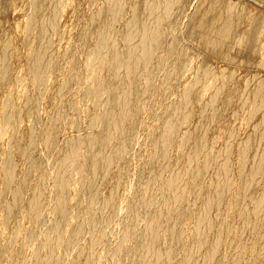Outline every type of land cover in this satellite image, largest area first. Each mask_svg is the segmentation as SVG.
<instances>
[{
  "label": "bare ground",
  "instance_id": "obj_1",
  "mask_svg": "<svg viewBox=\"0 0 264 264\" xmlns=\"http://www.w3.org/2000/svg\"><path fill=\"white\" fill-rule=\"evenodd\" d=\"M93 1L96 2V0ZM130 1L133 0H99V2H102V5L100 4V8L97 4L99 2L97 1L96 5H98V9H100L99 13L96 9V12L98 14L96 15L95 13L94 16L92 15V17H96L93 19H89L90 30H93V33H96L95 35L98 36V38L96 36L97 39L94 38L97 41L88 40L92 44L90 42L84 41L87 40L85 37H87V34L89 32L86 34V36L82 35V32L80 33L81 37L85 36L84 38H81L77 35L81 38V40L83 39L82 42L90 44L91 46L95 45L92 46L93 48H95L90 50V48L92 47L89 48V46L83 43L89 48L90 51L87 54L88 56L86 62L85 60L81 59L82 63L79 62V57H81V55H79L80 53L78 52L79 54H76V44L78 43V41L81 42L79 38H77L78 40H76L75 38L76 42L74 43V46L76 48L72 45V43L70 44V47L72 45L73 48H75L76 52H74L75 55H78V57H76L79 58L76 59L78 60V62L74 61L73 63V60H70V57L71 59L73 57L75 59V56L71 51H69L72 53V56L70 55V57H67L70 54L68 51V55H65V49H63V55L59 53L63 58L66 57L67 60L69 59V66L67 65V62L63 63V60L65 58L62 59L61 57V62L60 59L56 56V54L58 53L55 54V45L53 44V41L58 36H52L54 34H52V31L54 30V28L57 29L59 27V25L57 28L55 26L61 21H58V9L61 8L58 7L57 4V2L60 3L59 0L57 2H55L54 0H31L30 2V0H28V2L30 3L27 2L28 4H26V6L24 4L19 6V8L21 10L24 9V11L30 9L31 14L24 20L16 22L13 29L11 27L10 30H12V33H14L12 34L13 38L10 39L12 37L10 34L11 31L10 33H8L9 30L6 33L4 31L5 35L10 34V36H6V38H8V40L10 41L12 40V42L9 41L11 45L7 42V44L9 45L6 46L9 47H5L6 49L2 52V54H0V56H2L0 59V90H2V88L4 89L5 86L10 90V92L8 90L9 93L7 92L6 95L3 93V90L0 91V93H3V95L0 96V208L5 205V207L1 208L2 210L0 211V251L2 250L1 252H4L3 255H5V253L7 255H12L13 253L9 254L7 252L9 248L11 250L10 252H13L11 246L13 247L15 246L14 244L20 242L18 237L22 235V232L21 235H17L18 237L16 236L17 233H20L18 232L20 230L19 227L21 226V230L22 225L25 228L26 226H24L25 224H23V222L25 223V221L29 224L33 223L35 225V223L38 222V217H35V215L37 214L39 216V212H41L46 206L47 208H51L54 215V221L49 226L50 228L46 229L48 231L46 232L45 230L44 233L41 232L43 236L45 235L46 239H44L43 236L42 238L45 241L47 240L46 244H43V246L37 245V243L35 242L36 237L32 234L33 232H31L32 237H27V234H30V232H24L27 235H24L26 236L24 240L26 241V244H24V241L22 240L24 236H21L23 237L21 240L23 241L24 246L20 244L22 242L21 241L19 244L22 248H18L20 249V251L16 249V251H22L21 254H17L21 256V259L19 260L20 263L21 260L25 261L22 256L24 258L28 256V259H26V263L24 262V264H27V261H29L30 264H56V261H58V259L60 258L59 256H63V254L59 255L61 253H57L59 256L55 255V251L57 250L55 248H57L58 246L60 247V245H58L60 243H63L64 245L63 233L67 235L68 232L65 231V228L66 230H69L67 229L69 225L67 227L65 225L67 221L72 217L74 218V221L76 220L75 224H77V227L75 229L73 227L74 230L68 234L69 237L68 235L66 236L67 238L65 237L67 239L66 242L69 246L79 244L78 242H80L84 236L83 233L88 232L87 230H89L90 234L92 233L91 235H93L89 236L86 234V237L88 236L90 237V239L92 237V240L89 241L88 246L86 245L88 242H86V244L84 243L86 247L84 246L82 242L84 241V239L81 241V246H84V248L79 247L81 251H79L80 254H77L78 256H76L78 258V260H76L77 264H98L103 261L104 255H106V253L103 254L102 252H99L98 249L100 247L103 248L104 246H106V241H104V246L103 244L102 246L100 245L103 240H107V238H109L106 236L107 231L105 232V229H108V225L106 226V223L110 222V225L111 221L113 220V218L111 220L110 218L114 217V213H116V215L117 213L119 214V211H116L119 210V207L116 205L122 202H119V199L121 198L119 195L121 193H125L122 192L123 185L120 187V184H122V178H124L125 175L128 179L127 168L129 167V159H127V157L126 160L128 161L124 159L126 154L123 151L127 152V150L125 149H127L129 146V148L133 149L131 145H134V140L138 138L137 135L139 133L138 130L140 129V125L139 127H137L139 128L138 130L135 126L137 125L136 123L139 122L137 120H140V111L142 112L143 109H145H142L141 105L144 107L143 104H145L146 107L147 104L144 103V100L146 101L147 95H149L147 94L149 93L147 91H150L151 88L155 85L154 80L156 79V76L158 78L157 73L163 67H161V65L163 63L165 64L166 62L167 64L168 62H171V71H175V73L183 72L181 70L185 65L187 59L189 58L190 53L188 52V48L190 47L189 44L192 42H195L193 44L196 46L199 45L198 48L202 47L203 50H205L204 48H206L214 54H223L222 48L227 47V44H229L227 42L229 36L226 33L233 30V22L235 20V17L237 20V14H241L242 11L244 13L246 12V15H244L248 18L247 9L245 11L241 10L242 6L240 5V7L239 5H237V3H233V1L220 2L221 0H201L199 2L196 13H194L195 16L191 18V21L189 22L187 33H182L179 26V18L182 16L185 0H139V2H137L136 4L137 6H133L136 8L134 11L132 10L133 7L131 5L130 8L132 13L130 14L132 16L130 15V18L127 17L128 12L127 15H123L126 16L129 21L126 26L124 24L125 21L124 23L121 21V23L124 24H122L123 27L122 25L120 26L122 29H120L122 31V34H119L118 36V33H116L118 31H114L118 36V38H115V33L113 32L114 29L117 30V28H114L115 22L118 19L120 22V20L123 18L120 17V14H122L124 10H127L125 8L127 7V5L130 6ZM135 3H133V5ZM92 4L95 3L92 2ZM59 5L61 6V4ZM78 5L80 6V4ZM10 6V0H0V14L9 10ZM237 6H239L240 8H237ZM239 9L241 10L240 12L238 11ZM249 12L252 13L250 9ZM251 13L250 15L253 17L254 14L252 13V15ZM244 15H242V17H244ZM242 17L239 18L238 16L240 20L238 24L240 23V25L241 23H243L241 22ZM252 19L250 17V22H252ZM243 20L245 22L246 19L244 18ZM87 21L86 23L88 27L89 21ZM263 22L264 21L262 20V18H260L259 20L257 19L255 24L253 23V27H251L250 29L248 26H246L249 30H246V28L244 27L245 31L243 30L242 33L238 34L239 36L236 34L237 36L235 44L234 42L233 44L235 49L237 47L240 48L239 55L241 59L238 60V62L264 65V55H262L264 54V52L260 53L262 57H260L261 55L259 54V50L264 49H260V46L262 47L263 43L260 44L259 42L261 41V36L259 38V35H261L263 33L262 31L264 30L261 26L262 24H264ZM117 23L118 22H116V24ZM246 23H243L244 26L246 25ZM240 25L237 30H239V28L241 27ZM81 28L83 27L80 26V31H82ZM60 29H58V31H60ZM87 30L89 31V28ZM121 31H119V33H121ZM91 32L89 35L92 34L93 37H95ZM58 33H61V31ZM2 34L3 28L0 24V39ZM263 34L262 36H264ZM59 36L61 37V34ZM91 36L89 37L90 39H92ZM52 37L55 38L53 39ZM94 42H96V44H94ZM196 42H198L199 44ZM261 42H264V38ZM85 45L83 46V48L85 47ZM177 45H180V50L178 51L175 49ZM230 45L232 44L230 43ZM80 46L79 48L82 47ZM87 47H85L86 51ZM81 49H79L78 51H81ZM238 49L236 50L238 51ZM156 51L158 54L156 53ZM14 52H16V54L18 55L17 56L15 54L16 58H18L17 62L19 63V65L16 61L13 62L12 55ZM154 52L156 53V55H158L157 57H155V55H153L154 57L152 56ZM176 53H178V55ZM84 54L86 53H83V55ZM175 54L177 56H175ZM153 59L154 62L151 63V60ZM60 62L61 64L63 63V65L66 63L65 65L68 66V70L65 71L66 73L63 72L64 70L61 71L63 72L61 73L63 75L59 76V70L66 68L65 66L60 69ZM149 63L152 65L154 63V66H150L153 69H151L152 73L150 76L148 75L149 78H147V76H143V74L146 75L145 68L147 64L148 66L150 65ZM202 67L200 66L199 68L200 74L198 75V77L197 75L193 77L195 81H192L189 87H187V85V89L179 93V96L176 100L168 101V105L171 104L169 105L168 110H166V107H168V105L166 104L167 106L165 107V104L161 102L162 100H164L161 98L163 96H159L161 98L160 100L157 99L159 100V105L161 102V105H164V108H166L165 111L167 112H161L163 114L165 113L164 115L162 114L163 116L161 117L158 115L161 118L159 119L160 122H158L160 123L159 128H162L160 129L161 133L159 135L158 133H156L157 136L155 137L153 136L155 133L152 132V136L154 137V142L152 143L156 144V146L153 145L152 147H156L157 150L154 149L156 151L155 155L153 153L154 157H151L152 159H150L149 162H147V160H143L147 163V165L145 168L143 167L144 164H142L143 166L141 165L145 169L141 172H143V175L147 178L142 175L141 176L146 178L151 188H149L150 192L148 190L149 193L146 194L148 196L150 194V197L152 198V195L157 196L158 193L162 192V194L159 195L160 197H162L161 195L164 194L163 196L165 198V203H163V207L160 206L161 208L159 210L156 209V212L153 211L154 213L152 212V215L151 213H149L151 215L150 216L149 214H147L150 208L149 210L147 209L148 211L146 212V207L144 208V210V206H142L141 204L140 207L137 203L141 199L144 200V196H138V193H140V191L142 192L141 189L138 193H136L137 195L134 196V198L137 197L135 199L133 198L135 201H133L132 199V202H134L135 205L131 204L132 202L130 203V205H134V208L132 206H129L130 208L134 209V212L132 210V212L129 211V214H133L132 218L129 221L131 227L130 225L128 226V221L124 220L127 225L125 223L124 224L130 227L131 231H134V226L136 225V228H138V226L140 225L136 224L137 221H142L144 218H140L142 217V215L144 216V213L138 217L142 209L144 210L143 212L147 214H145V218L147 216H150L148 221L145 222L146 224H144L146 226H144L141 222V226L143 227L139 226L140 229H137L141 233L140 230L144 228L142 232L143 235H139L142 238L138 236V238L141 239V242H137L140 244L137 245V248L135 247L136 252L134 253V256L137 254L136 256H138L139 258V264H226V259L228 260L227 264H244L243 257L248 252V241L250 243L252 241V244H250V253L253 256L252 262L250 261L251 263H249L248 261V263L264 264V80L258 82L257 85L255 84V82H252V84L254 83L256 85L255 87H252L251 83V85L246 84L247 87L249 85L251 86V88H246L244 94L246 96L245 103L250 102V104L254 107L255 110L253 111V114L258 117V122L252 127L249 137L244 141L243 146H239L235 142H228L227 145L221 147V149H217L205 144L206 136L211 130H215L217 128H223L224 130H226V132H235L236 126H226L225 118L227 111L236 104L235 99L238 94V87L237 84L233 82L235 74L230 71H225L223 74H221L220 83L215 87L214 92L212 93L210 98L207 101L202 102L199 96H201L204 90L207 89L206 78L210 74V70L207 66H204L203 69ZM51 68H54L51 71L52 73L54 71V73H59V77H63H61L62 80L59 78L61 80V83H59L57 87L54 86L56 89L54 91V95L52 94L53 97L50 98L49 95L51 94H47L48 99L50 98V102H47L48 99L44 97L47 99L46 102L48 103L44 104V98L41 99L42 97L40 96L41 89L48 84L46 82L48 81L47 78H49L50 81V76H47ZM56 69L58 70V72L55 71ZM149 72L151 71L149 70ZM175 73L170 72V80H173V75H175L176 77V75L178 74ZM50 74L51 73H49V75ZM179 74L177 76H179ZM53 76H51L53 78H51V80H54V78L57 80V77ZM88 77L91 79H89L91 81V85L88 82ZM144 77H146L148 82L145 81L146 79L144 81L142 80L144 79ZM141 80L145 83L147 82L146 85H142L143 82ZM170 80L167 83L164 82L167 88L164 87V83H162L164 86L162 84L161 86H163L167 90L171 89L172 81ZM19 81L23 82L22 89L21 87H18V84L21 85L22 83H19ZM55 82L58 83V81ZM86 82H88L87 87L89 86L88 88L90 89L91 87V89L86 91L87 93L84 94V96L83 94L82 96L79 94L81 96V99L78 96H74L75 102L74 97L73 100L70 101L74 108L76 106L78 107L77 114L82 115L81 117L77 115L81 127L86 125L84 127L92 133L89 132L86 138L80 137L81 139H75L73 138V136V140H67L68 142L61 143L64 144L62 147L60 146L61 144L59 145L61 148L59 146L57 147L61 150V155L58 151L60 155L58 156L64 167H62L59 162L60 167H62L63 169L62 171L60 170V174L58 173L59 175H56V180L54 179L55 182L52 180L54 182V184L52 185L54 192L52 191V194L54 193L55 197L54 195L52 196L55 200L53 201V203H51V200L49 201V199H47L50 196L51 191H49V194L47 195L44 192H47V189L44 190L42 188L44 190L43 191L40 189V186L38 184L33 183L34 177H36L40 182L44 180H46V182H50V178L49 180H47L49 176L48 172L50 173V171L46 172V170L43 169V167H45L42 166V161H44L42 160V157L44 155L40 153L44 152L45 154L46 152H50V150L52 149L54 150V146L57 144V136H60L58 134H61L60 129L63 130V128H61V125L63 124L64 126L65 122V119L62 116H66L67 114L65 112L67 110L70 111L69 109L71 108L70 106L69 109H66L69 107V99L72 98H68V100L66 99L68 96L73 95V88H79L80 84L85 85ZM82 87L84 89V86H81V88ZM155 87L156 85L154 86V88ZM76 89H74L76 92L73 90L75 92V95L78 91ZM167 90L163 91L167 92ZM68 93L70 95L67 96ZM83 93H85V91ZM145 94L146 98L144 97ZM166 94H164V96H166ZM143 98L145 99L143 100ZM165 101L166 99L163 102ZM66 102L68 103L66 104ZM74 103L76 104V106H74ZM65 104L67 105V107H65ZM64 108L66 109V111L64 110ZM76 109H73V113ZM147 109L149 110V108H146V110ZM63 110L65 114L63 113ZM143 113L145 112H142L140 114L143 116ZM193 113H196L198 119L196 125L194 127H190L186 145L187 147H185L184 145L179 144L175 137L183 128L186 127L191 116L194 115ZM74 116L75 115L73 114V117ZM150 117L152 118V115ZM159 117H157V119ZM62 118L64 121L61 124ZM153 119L155 121V117ZM44 121L47 122V125H45V127L44 124L46 123L43 124ZM157 121L156 125L158 124ZM75 124H79L78 121L77 123L75 122ZM96 127L99 128L100 131ZM144 127L146 126L144 125ZM156 127H158V125ZM75 128L77 132V128L80 127ZM89 128H96L94 130L99 131V133H97V131H94L95 133H93V130H90ZM133 129H136L137 131ZM69 131L71 132L72 129ZM133 131H135L134 135H136L137 138L133 136ZM3 132H7L9 134H7L8 138L2 135L4 134ZM153 137L151 139H153ZM65 139L64 141H66ZM57 141L59 144V139ZM258 142L259 144L258 146H256ZM40 144L44 145L45 148L43 149H45V151L43 150L42 152H40L41 150H39L38 147ZM43 145L40 147H43ZM138 145L140 144L138 143ZM256 148H258V150ZM37 150L39 151V153L37 152ZM175 150H177L178 152V155L176 156L174 155ZM128 153L130 152L128 151ZM46 154L48 156L49 153ZM46 154L44 157H46ZM55 154H57V150ZM123 154H125V156ZM130 157H132V155ZM148 158H150V156ZM47 160L48 159H46V161ZM52 160H55V158ZM59 160H57V162ZM249 161L250 165L248 167ZM50 162L52 161L50 160ZM78 162L84 163L83 166L79 163L80 171H83V174L85 173L83 176L88 177V174L86 175L85 171H87V169L89 168L92 169V166V170L94 171L93 178H90V182L88 181L90 184H87L86 186V184L84 183L85 185H82L86 186V188L89 189H86L87 196L84 197L83 192L81 195V192L79 193L78 190L74 191L71 189L75 186V183L72 182L71 179L75 182H77V180L79 179L77 178L76 180V177L73 176L74 170L76 171V169L78 171L76 173L79 174V167L75 166V164H78ZM138 162L141 163V161ZM46 164L47 162L45 163V165ZM129 165L131 166L130 163ZM74 166L78 168L72 170L73 168H75ZM114 166L118 167V180L122 181H119L120 184L116 185L118 187H113L114 190L111 189V193L109 192L108 195H105V200L103 199L102 201L104 204H102V202L100 204V206L103 205V209H100L102 210V212L99 211V215L95 213L96 209L93 210L96 206L92 209L94 211H91L92 214L94 213L93 215L96 214L97 216L93 217V219L91 218L92 220H89V223L86 224L83 219L88 216L86 215V210H88L89 208V204L87 202H89L90 199L91 203H89L91 206L96 198V200L98 201L99 196H101V194L99 193L101 192L102 186L104 187L106 186V184L109 186L108 180L113 179H107V177L109 172V175L111 176L110 170ZM45 168L48 169L47 167ZM138 169L139 171L142 170L141 168ZM71 171L73 174L71 176L73 177L70 176ZM90 171L91 170L89 169L88 172ZM129 173H131V171L128 172V174ZM77 174L75 175L77 176ZM92 174L93 173H91V175ZM134 174L137 175V173ZM53 176L55 177V175ZM138 176L140 175H137V178ZM38 177H41L42 180H40V178ZM79 177L82 181L84 180L82 175H79ZM115 177L113 182L114 185L116 184L115 182L118 183V180H116L117 178ZM86 179L87 178H85V180ZM143 179L140 178L139 180ZM87 180H89V177ZM43 183H45V181ZM78 184V186H80L81 182ZM144 184L142 186H144ZM136 185H141V183H138ZM108 186H106V188ZM147 187L145 188L146 190ZM78 188L76 187V189ZM117 188L119 189V191L121 190V193L118 191L120 194L117 192ZM125 189H123V191ZM146 190L143 189V192ZM42 191L46 195L43 194ZM134 191L137 192L136 190ZM139 195H141V193ZM4 197L6 198L4 199ZM85 197H88V200ZM138 197L142 198H140V200H137ZM145 197L146 199L144 201L147 200L148 203L150 200L148 201L147 196ZM150 197L148 198L151 199ZM82 198L86 199H83L87 204V206H85L86 209L83 206L84 201L82 200ZM164 198L162 197L163 200ZM27 199L28 201L31 199V206H29L28 208L27 206L30 204V202L27 204ZM147 203L145 202L144 205H147ZM191 203L192 205H194L190 206ZM25 204H27V206ZM119 205L120 207H122L121 204ZM93 206L94 205H92V207ZM100 206L97 205V210L98 207L100 208ZM147 206H149V204ZM139 207L141 209H139ZM90 209L91 208H89V211ZM89 216L92 217V215L90 214ZM117 218L118 216L114 218L115 223V220H117ZM69 221L68 224L72 223V219ZM119 224H121V222H119L117 225ZM124 224L122 223V225ZM72 225L74 226V223ZM125 225V232H127L126 236L129 237L131 235H128V232H130V230L126 231L127 229ZM31 226L32 224H30L29 229H31ZM111 226L112 229H114L115 226L112 224ZM108 227L111 228L110 226ZM117 227L119 228V226ZM116 228L112 233L113 235L116 232ZM121 228L124 231V228ZM189 229L191 230L190 236L187 235L184 237V235L189 232ZM109 233L110 231L108 230V235ZM117 233L119 232H116V234ZM42 234H40V236ZM121 234H123L122 231ZM126 236L124 237L126 238ZM16 237L19 241H17ZM39 237H37L36 239H38ZM186 237H189V240H187ZM124 239L122 241H124ZM186 240L190 243V251L189 253H187L188 256L185 255L186 251L188 250L186 249L184 254L185 256L183 255L182 257H186V259H182L183 261L179 259V262L175 263L177 254L179 253L178 255H180V250L183 251L181 248L185 246L184 244L188 243ZM107 241L109 242V239ZM131 241H127L128 244L131 243ZM119 242H121V239L119 240ZM35 243L38 247L35 246ZM121 245L122 244H120V248H118L119 255L122 254L120 252H122V248H124L121 247ZM124 245H126V241ZM66 248L69 249V247ZM66 248L64 251H67ZM184 248L187 247L185 246ZM58 250L60 249L58 248ZM76 250L78 252V249ZM112 250L110 252H112ZM131 250H134V248H132ZM107 251L109 250L107 249ZM115 251L112 252L114 254L112 256H115ZM23 252H26L27 256H24L22 254ZM67 252L65 253L68 254ZM69 252H71V250ZM104 252H106V250ZM16 253L12 257H14ZM126 253L129 254V252ZM66 254L64 255L66 256ZM3 255L1 257H3ZM56 256H58V259L56 258ZM112 256L111 259H114V257L112 258ZM132 256L133 255H131V257ZM12 257H9L11 260V264H13ZM106 257H109L110 259V255ZM61 258L59 259V262L61 261ZM67 258H70V254L69 257L67 255ZM4 259H2L3 261H0V264H7L9 260L4 261ZM62 259L64 261V258ZM72 259L73 260H71V263L75 261V256L74 258L72 257ZM15 260L16 258H14V262H16L15 264H17L18 260ZM107 260L108 258L105 259V261ZM23 261L21 264H23ZM63 261H61V264H63ZM138 262L136 261V264Z\"/></svg>",
  "mask_w": 264,
  "mask_h": 264
},
{
  "label": "rangeland",
  "instance_id": "obj_2",
  "mask_svg": "<svg viewBox=\"0 0 264 264\" xmlns=\"http://www.w3.org/2000/svg\"><path fill=\"white\" fill-rule=\"evenodd\" d=\"M55 2H57L58 0H54ZM60 1V3H58L57 2V4H58V7H61L60 9H58L59 11H58V16L60 17H58V21H60L59 23H57V25L55 26L56 28L58 27V25H59V27L57 28V29H55L54 28V30L52 31V36H58L57 38H53L54 39V41H53V44L55 45V46H57V47H55L54 46V50H55V54L56 53H58V54H56V56H57V58H61L62 57V53H64V50L63 49H65V55L67 56L68 54V52L69 51H71L73 54H74V56H75V59H74V57L71 59V57H70V55L72 56V53L71 52H69L70 54H69V56H67V57H70V60H73V63H74V61L76 62H78V60H76V59H79L80 61L79 62H81L82 63V61H81V59L82 60H85V62H86V59H87V54H88V52L90 51V50H92V49H94L92 46H95V45H90V44H87V43H85V42H82V40H81V38H84L85 36H86V34H87V37H88V35L90 34V32L91 33H93V30H90V21H89V19H93V18H95V17H92V15L94 16V14L96 13V15L99 13V10L100 9H98V5H99V8H100V4L102 3V2H99V0H96V2L95 1H93V0H59ZM93 3H95V4H92V2ZM97 1L99 2V3H97ZM102 1V0H101ZM201 0H185V4H184V7H183V12H182V16L179 18V26H180V29H181V31H182V33L184 32V33H187V27H188V25H189V22L191 21V18H193L194 16H195V14L194 13H196V10H197V8H198V6H199V2H200ZM231 2V1H233V3H237V5H241L240 7H241V10H246L247 9V15H248V18H249V20H248V18H247V16H245L246 14V12L244 13L243 11L241 12V14H237V20H236V17H235V20H234V22H233V30L232 31H230V32H227L226 34H228V39H227V42L229 43V44H227V47H223L222 48V51H223V54H214L213 52H211V51H209V50H207L206 48H204L205 50H203L202 49V47H200V48H198L199 47V45L198 46H196V45H194L193 43H195V42H192V43H190L189 44V50H188V52L190 53L189 54V58L187 59V61H186V63H185V65L182 67V70L181 71H183V72H177L178 74H179V76H177L178 74L177 73H175V71L173 72V71H171V65L170 64H172L171 62H168V64H167V62L163 65H161V70L160 71H158V73H157V75H158V78H157V76H156V79L154 80L155 82V85H156V87L154 88V86L151 88V90L150 91H152V92H150L149 90L147 91V92H149V93H147V94H149V95H147V102L144 100L145 98H146V94H145V98H143V100H144V103H146L147 105H146V107H145V104H143L144 105V107L141 105V108L143 109V108H145V109H143V111L142 112H145V113H143V116L140 114V113H142L141 111H140V113H139V117H140V120L138 119L137 121H139L138 123H136L137 125L135 126L136 127V129L138 130L139 128V130H138V132H136V133H138V138H137V136L136 135H134L135 134V131H133L134 133H133V136H135L137 139H135L134 140V145H131V147H133V149L132 148H127V149H125V150H127V152L126 151H123V152H125V154H126V156H125V154H123L124 156H125V160H126V157H127V159H129V161L128 160H126V161H128L130 164H131V166L129 165V163H128V166L129 167H131V168H127L128 169V171H127V175H128V179H127V176L125 175V177L124 178H122V182L120 181V180H118V175H117V173H118V167L117 166H114L110 171H111V176L109 175L110 174V172H109V174H108V177H107V179H111V178H113V179H111V180H108V184H109V186L106 184V186H108L107 188H106V186H102V188H101V192L99 193V194H101V196H99V198H98V201H100V202H98L96 199V201L94 200L93 201V203H95V204H97V205H99L100 206V204H101V202L103 201V199H104V197H105V195L107 194H109V192L111 191V189H113L114 190V188H115V186L116 185H119L120 184V182L122 183V184H120V187L123 185V189H125L124 191H123V189H122V192H125L124 194L123 193H121V190L119 191V189H120V187H119V189L117 190V192L120 194L119 196L121 197L120 199H119V202H121V203H119V204H121L122 205V207H120V205L119 204H117L116 206H118L119 207V210H116V211H119V214L117 213V215H116V213H114V217H111L110 218V220L113 218V220L111 221V224L112 225H114L115 227H114V229H112V226H111V224L109 225V223L110 222H107L106 223V226L108 225V226H110L111 228H109L108 226H107V230L105 229V232L107 231V237H109V238H107V240L109 239V242L105 239V240H103V242L100 244L101 246H102V244H103V246H104V241H106L107 243L105 244L106 246H104L103 248H99L98 250H99V252H102L103 254L104 253H106V255H104V258L105 259H107L108 258V260H110V261H105V259L103 258V261H101V263H98V264H136V261L138 262V260H139V258H138V256H134V253L136 252L135 250V247L137 248L138 246L137 245H139L140 243H137V242H139L141 239H139L138 238V236L140 235L141 236V234L143 235V229L142 230H140L141 231V233L139 232V230H137L138 228L140 229V227L139 226H141L142 224L144 225V224H146L145 222H147L148 221V219H149V217L152 215V212L153 211H155L156 212V209L157 210H159L161 207H163V203H165L164 201H165V198H164V194L163 195H161L163 198H164V200L162 199V197H160V195L159 194H162V192L161 193H158V195L157 196H153L152 195V198L150 197V194H149V196L146 194V193H149L150 192V185L148 184V181L146 180V176H144L143 175V172H141V171H144L145 169V167H146V165H147V163L145 162L146 160H147V162H149V160L150 159H152L151 157H154V155H155V150H157V148L156 147H152L153 145L154 146H156V144L155 143H152V142H154V137L153 136H157L156 135V133H158V135L161 133V131H160V129H162V128H159L160 126V123H158V122H160V120L159 119H161L160 117L161 116H163L164 114L163 113H161V112H163V111H165V109L166 110H168V108H169V105H171V104H169L168 105V101H174V100H176L177 98H178V96H179V93H181L182 91H185V89H187L186 88V86L187 87H189V85L192 83V81H195L194 80V78L193 77H195L196 75H197V77H198V75L200 74V66L202 67L204 64V66H207L208 68H209V70H210V74L207 76V78H206V84H207V86H206V88L207 89H205L204 90V92L202 93V95L201 96H199V98H200V100L202 101V102H205V101H207L209 98H210V96L212 95V93L214 92V89H215V87L220 83V76H221V74H223L225 71H230V72H233L234 74H235V78H234V80H233V82H235V84H237V87H238V94H237V96H236V99H235V102H236V104L233 106V107H231L228 111H227V113H226V118H225V125L226 126H228V127H235V134L234 133H231V132H226V130H224L223 128H217V129H215V130H211L209 133H208V135L206 136V145L208 146H210V147H215V148H219V149H221V147H224L225 145H227V143L228 142H235L236 144H238L239 146H243V144H244V141L249 137V134H250V131H251V129H252V127L258 122V117L255 115V114H253L254 112V107L250 104V102H247V103H245V98H246V96L244 95L245 94V91H246V88L248 89L249 87L251 88V86L252 87H255L257 84H258V82H261V80H264V65H260V64H254V63H240V62H238V60H240L241 59V57H240V55H239V52H240V48L239 47H237L236 49H238V51L234 48V44H235V40H236V36L238 35V34H240V33H242L243 32V30L245 31V28H246V30H249L251 27H253V25L255 24V22H256V20L258 19H260V18H262V20L264 21V0H221L220 2ZM10 2H11V6H10V8H9V10H7V11H5V12H3L2 14H0V24H1V26H2V28H3V34H4V31H5V33L9 30V32L8 33H10V31H11V36H12V34H14V33H12V30H10L11 29V27H12V29L14 28V25H15V23L16 22H18V21H22V20H24L25 18H27V17H29V15L31 14V10L30 9H28L27 11H24V9L23 10H21L20 8H19V6H21V5H24L25 4V6H26V4H28V3H30L31 2V0H30V2H28V0H10ZM14 2V3H13ZM28 2V3H27ZM80 2V3H79ZM136 2V3H135ZM137 2H139V0H137V1H130L128 4L130 5V6H128L127 5V7L130 9H128L127 7L125 8V9H127L126 11L124 10L123 12H122V14H120V17H123L121 20H120V22H119V17L117 18L118 20H116V22H118L117 24H116V22H115V27L114 28H117V30L116 29H114L113 30V32L114 31H118V32H116V33H118L117 35L119 36V34L121 35L122 34V29H121V25L124 23V21H125V26L127 25V23H128V21H129V19L128 18H130V13H132L131 12V5H132V7L133 6H135L136 4H137ZM22 3V4H21ZM96 3L98 4V5H96ZM133 3H135L134 5H133ZM59 4H61V6L59 5ZM78 4H80V6L78 5ZM13 5V6H12ZM78 5V6H77ZM97 6V8H96V6ZM102 5V4H101ZM137 6V5H136ZM135 6V7H136ZM239 6H237V8H240ZM14 7V8H13ZM66 7V8H65ZM76 9H75V8ZM78 7V8H77ZM135 7H133L132 8V10L134 11L136 8ZM91 8V9H90ZM244 8V9H243ZM252 11V13L254 14H252L251 12H249V9ZM27 9V8H26ZM96 9H97V12H96ZM16 10V11H15ZM61 10V11H60ZM240 9L238 10L239 12L241 11ZM30 11V12H29ZM237 11V12H238ZM73 12V13H72ZM127 12H128V15H127ZM123 13H125V14H123ZM224 13V12H223ZM250 13L253 15V17L250 15ZM28 14V15H27ZM61 14V15H60ZM245 14V15H244ZM91 15V16H90ZM123 15H127V17L126 16H123ZM224 15V14H223ZM241 15V16H240ZM242 15H244V17H242ZM249 15H250V17H251V21L252 22H250V17H249ZM13 16V17H12ZM90 16V17H89ZM132 16V15H131ZM238 16H239V18H241L242 17V21L241 22H243L244 24L246 23V20H247V23H246V25L244 26V24L243 23H241V25H240V23L238 24V22L240 21L239 20V18H238ZM75 17V18H74ZM185 18V19H184ZM246 19L245 20V22H244V20L243 19ZM78 19V20H77ZM128 19V20H127ZM89 21V26L87 27V23H86V21ZM70 21V22H69ZM87 21V22H88ZM121 21L123 22V23H121ZM127 21V22H126ZM251 23H249V22ZM68 22V23H67ZM72 22V23H71ZM75 22V23H74ZM85 22V23H84ZM71 23V24H70ZM76 23H77V25H76ZM121 23V24H120ZM254 23V24H253ZM264 23V22H263ZM60 24H61V26H60ZM67 24H69V25H67ZM82 24V25H81ZM83 24H84V26H83ZM123 24V25H124ZM237 24H238V26H237ZM249 24H250V26H249ZM72 25H73V27H72ZM75 25V26H74ZM85 25H86V27H85ZM123 25H122V27H123ZM239 25L241 26L240 28H239V30H237L238 29V27H239ZM242 25H243V28H242ZM263 25L264 24H262L261 26H262V28L264 29V27H263ZM80 26L81 27H83L84 28V30H83V28H81L82 29V31H80ZM246 26H248L249 27V29H248V27H246ZM70 27H72V28H70ZM118 27H120V28H118ZM245 27V28H244ZM61 28V29H60ZM77 28H78V30H77ZM89 28V31L87 30ZM58 29H60V31H61V33H58V32H60V31H58ZM63 29V30H62ZM70 29V30H69ZM121 29V30H120ZM263 29H261V30H263ZM241 30V31H240ZM260 30V31H261ZM64 31V32H63ZM79 31V32H78ZM119 31H121V33H119ZM240 31V32H239ZM13 32H14V30H13ZM55 32H57V33H55ZM82 32V35H85V36H83V37H81V33ZM86 32V33H85ZM95 32V31H94ZM237 32H239V33H237ZM263 33H264V30L262 31ZM261 32V33H262ZM7 33V34H8ZM63 33V34H62ZM84 33V34H83ZM115 33V32H114ZM116 33H115V38H118V36L116 35ZM262 33V34H263ZM3 34H2V36H3ZM10 34H8V35H5L4 34V36H3V38H2V36H1V39H0V54H2V52L6 49L5 47H7L6 45H11V43L10 42H12V40L10 41V40H8V38H6V36H10ZM57 34V35H56ZM61 34V37L59 36ZM94 34V33H93ZM96 34V33H95ZM94 34V36L95 37H93V35L91 36V35H89V37L91 36V38L92 39H90L89 37L87 38V37H85L87 40H84V41H86V42H90V41H92V40H96L97 38H98V36L97 35H95ZM237 34V35H236ZM259 34H260V32H259ZM262 34L261 35H259V38H260V36H261V41L263 40V38H264V36H262ZM63 35V36H62ZM65 35V36H64ZM80 36V37H78V36ZM264 35V34H263ZM96 36H97V38H96ZM117 36V37H116ZM239 36V35H238ZM13 38V36L10 38V39H12ZM58 38H60V39H58ZM75 38H76V40H78L77 38H79V40L82 42H79L78 41V43L82 46V44L83 43H85L87 46H89V48L90 47H92V48H90V50H89V48L85 45V44H83V46L85 45V47H87V51H86V48L84 47L83 48V46L81 47L78 43L76 44L77 45V48L74 46L75 44V42H76V40H75ZM94 38H96V39H94ZM259 39V40H260ZM8 40V41H7ZM57 40V41H56ZM72 40V41H71ZM88 40H90V41H88ZM10 41V42H9ZM61 41V42H60ZM97 41V40H96ZM261 41H259L260 42V44L261 43H263V46H264V42H261ZM7 42L9 43V44H7ZM233 42H234V44H233ZM72 43V45L77 49L76 51H75V48H73V46L71 45V47H70V44ZM91 43V42H90ZM196 43H198V42H196ZM230 43L233 45H230ZM59 44V45H58ZM92 44V43H91ZM94 44H96V42H94ZM199 44V43H198ZM230 45V46H229ZM79 46L82 48H79ZM261 47L260 46V49H262V48H264V47ZM4 47V48H3ZM9 47V46H8ZM7 47V48H8ZM81 49V51H78L79 49ZM178 48V49H177ZM180 48V45H177V47H175V49L178 51V50H180L179 49ZM84 49V50H83ZM59 50H60V52H59ZM63 50V51H62ZM258 50H259V48H258ZM62 51V52H61ZM68 51V52H67ZM76 52V54H79V55H81V57H79V58H76V57H78V55H75V52ZM82 51H83V53H86V54H84L85 55V59H84V55H83V53H82ZM85 51V52H84ZM158 51H160V50H158ZM79 52V53H78ZM264 52V49H262V50H259V54L260 53H263ZM59 53H61V54H59ZM156 53H157V51H156ZM156 53L154 52V54H152V56L153 55H155V57H157L158 55H156ZM16 52H14L13 53V62H17L18 61V58H16ZM158 54V53H157ZM177 55H178V53H176ZM175 54V56H177ZM258 54V55H259ZM261 55V54H260ZM259 55V56H260ZM262 55H264V54H262ZM262 55L260 56V57H262ZM18 56V55H17ZM60 56V57H59ZM258 56V57H259ZM1 57L2 56H0V59H1ZM154 57V56H153ZM259 57V58H260ZM264 57V56H263ZM16 58V59H15ZM65 58V59H64ZM62 57V59H64L63 60V63L64 62H67V65H68V63H70V61H69V59L67 60V58L66 57ZM62 59H60V61L62 62ZM67 60V61H66ZM61 62L59 63V66H60V64H61ZM152 62H154V59L153 60H151V63ZM63 63L61 64V66H60V69L62 68V67H65L66 65V63L63 65ZM17 64L19 65V63L17 62ZM85 64V63H84ZM150 64V63H149ZM203 64V65H202ZM18 65H17V67H18ZM63 65V66H62ZM69 66V65H68ZM68 66H66V68H64V69H62V70H59V67H58V70H59V72H60V74L59 73H54V71H53V73L51 72L53 69L51 68V70L48 72V76L47 77H49L50 76V81H49V78H47V80L48 81H46L47 83V85L46 86H44L42 89H41V99H43L44 97H46L47 99H48V97H47V94L49 95V94H53L54 95V91H55V87H57V85H59V83H61V80H62V78L61 77H63V76H61V77H59L60 75H63V74H61V73H66L65 71L66 70H68ZM147 66H148V64H147ZM146 66V68H145V74L146 75H144L143 74V76H147V78H149L148 77V75L150 76L151 75V73H152V70L151 69H153L152 67H150V66H154V63H153V65L152 64H150L148 67ZM203 66V67H204ZM203 67H202V69H203ZM147 68H149V69H147ZM170 68V69H169ZM183 68H184V70H183ZM58 70L56 69L55 71H57L58 72ZM64 70V71H63ZM149 70L151 71V72H149ZM61 71H63V72H61ZM148 71V72H147ZM198 71H199V73H198ZM202 71V70H201ZM148 74H147V73ZM165 72V73H164ZM169 72V73H168ZM170 72H172V73H175V74H177L176 75V77H175V75H173L172 77H174L173 78V80L171 79H169V74H170ZM49 73H51L50 75H49ZM198 73V74H197ZM56 74V75H55ZM58 74H59V76H58ZM167 74H168V76H167ZM54 75V76H53ZM51 76H53V77H57V80L54 78V80H51ZM143 76H142V78H143ZM196 77V78H197ZM61 80H60V79ZM167 78H168V80H167ZM171 78V77H170ZM195 78V79H196ZM53 79V78H52ZM88 80L90 79L89 77L87 78ZM146 79V77H144V79H142L143 81ZM91 80V79H90ZM88 81L89 82V84L91 83V81ZM141 80V81H142ZM167 80V81H166ZM169 80L170 81H172L171 83V85H172V87H171V89H168L169 90V92H168V90L167 89H165L164 87H166V84L164 83V82H169ZM211 80V81H210ZM52 81H53V83H52ZM55 81H58V83H56ZM86 81V80H85ZM142 81V82H143ZM145 81H147L148 82V80L146 79ZM191 81V82H190ZM22 82V81H21ZM20 81H19V83H21ZM55 82V83H54ZM88 82H86V84L85 85H82V84H80V87L79 88H77V87H75V88H73L72 89V94L73 95H71V96H68V95H70L69 93L67 94V99L66 100H68V98H72V99H69V107L68 108H66V109H69L70 108V106H71V108L69 109L70 111H68V113H67V111H66V109L64 108V110L66 111L65 113L68 115H63L62 117H64V119H65V122H64V126H63V118H62V121H61V128H63V130H61L60 129V132H61V134H58V135H60V136H57V139H56V143L58 144V139H59V144L57 145H55L56 146V148H55V146H54V150L52 149V150H50V152H46V153H49L48 154V156H47V154H46V157H44L45 156V154H44V152L43 153H40V154H42V155H44L42 158V160H44V161H42L43 163H42V166H45V167H47L48 169H46L45 167H43V169L44 170H46V172L47 171H50V173L48 172V174H49V176H48V179L47 180H49V178H50V182L48 181V182H46V180H44L45 181V183H48V184H45V183H43L44 181H39L36 177H34L33 178V183H35V184H38L39 186H40V189L41 190H46L47 189V192L46 191H44L47 195L49 194L48 192L49 191H51L50 192V196L47 198V199H49V201L51 202V203H53V201L55 200L54 199V197H55V194L53 193L52 194V191L54 192V190H53V188H52V185L54 184V182H55V178H56V175L59 173L60 174V170L62 171V167H64L63 165H62V162H61V160H59L60 158H59V156L61 155V150H60V148L64 145V144H61V143H66V142H68L67 140H73V138H75V139H79L80 137L81 138H86L87 137V135L89 134V132L90 133H92L91 131H88V129H86L84 126H86V125H84V126H82L81 127V125H80V121H79V118H78V116L79 117H81L82 115H78L77 114V111H78V107L76 106V104L74 105V106H76L77 107V109H76V107L74 108L73 107V105L71 104V101L73 100V97L75 96H78L80 99H81V96H82V94H83V96H84V94H86L87 92L86 91H88V90H90L91 89V87H90V89L87 87V83ZM146 82V83H147ZM252 82H255V84L253 83L252 84ZM83 83V82H82ZM85 83V82H84ZM146 83L145 82H143V84L142 85H146ZM162 83H164V85L162 84ZM252 85H251V84ZM56 84V85H55ZM88 84V85H89ZM161 84L164 86H161ZM246 84H249V85H251V86H249L248 85V87L246 86ZM19 86L18 87H21V89H22V87H23V82L21 83V85L20 84H18ZM53 85V86H52ZM91 85V84H90ZM55 86V87H54ZM81 86H84V89H87V90H84L83 89V87L81 88ZM246 86V87H245ZM6 87V86H5ZM5 87H4V89H5ZM85 87H87V88H85ZM214 87V88H213ZM77 88V89H76ZM82 90H81V89ZM167 88V87H166ZM249 88V89H250ZM1 89V88H0ZM3 88H2V90H3V93L6 95L7 94V92H8V88L6 87V89L4 90ZM20 89V88H19ZM45 89V90H44ZM54 89V90H53ZM74 89H76V90H78L77 91V94L75 95V90ZM80 89V90H79ZM154 91H153V90ZM2 90H0V91H2ZM75 92H74V91ZM163 90H167V92H165V91H163ZM85 91V93H83ZM9 92H10V90H9ZM8 92V93H9ZM50 92V93H49ZM74 92V93H73ZM206 92V93H205ZM3 93L1 92L0 93V96L1 95H3ZM70 93H71V91H70ZM166 93H168V94H166ZM205 93V94H204ZM81 96H80V95ZM164 94H166V96H164ZM51 95H49L50 96V98L51 97H53V95L51 96ZM161 96H163V97H161L162 99H166V101L165 102H163L164 100H162L161 102L162 103H164L165 104V107L168 105V107H166V108H164V105L162 106L161 104V102H160V105H159V100L161 99L160 97ZM75 97H74V102H75ZM77 97V98H78ZM158 97V98H157ZM165 97V98H164ZM46 98H44L42 101H43V103L44 104H48L47 102H50V98L48 99V101L46 102ZM76 98V99H77ZM78 98V99H79ZM157 99H159V100H157ZM71 100V101H70ZM100 100V99H99ZM98 100V101H99ZM156 101V102H155ZM68 102H66V104L68 103ZM143 102V101H142ZM167 102V103H166ZM73 103V102H72ZM170 103V102H169ZM172 103V102H171ZM65 104V105H66ZM167 104V105H166ZM147 106H149V107H147ZM65 107H67V105L65 106ZM146 108H149V110L147 109L146 110ZM152 108H155V109H152ZM162 108V109H161ZM72 109V110H71ZM73 109H76L75 110V112L73 113ZM232 109V110H231ZM64 110H63V113H64ZM146 110V111H145ZM154 110V111H153ZM161 110V111H160ZM152 111V112H151ZM72 112V113H71ZM149 112V113H148ZM159 112H160V114H159ZM165 112H167V111H165ZM233 112H234V115H233ZM64 113V114H65ZM79 113H80V111H79ZM156 113H157V115H156ZM72 115V117H71V115ZM73 114L76 116H74L73 117ZM154 114H155V116H154ZM163 114V115H162ZM194 115L193 116H191V118H190V120H189V123L186 125V127L185 128H183L178 134H177V136L175 137L176 138V140H177V142L179 143V144H182V145H184L185 147H187L186 145H187V141H188V132H189V130H190V127H194L195 125H196V123H197V115H196V113H193ZM78 115V116H77ZM152 115V118L150 117ZM160 117H159V116ZM246 115V116H245ZM142 116V117H141ZM155 117V121H154V117ZM138 117V116H137ZM138 117V118H139ZM157 117H159L158 119H157ZM78 118V119H77ZM256 118V119H255ZM229 119H230V122H229ZM80 120H81V118H80ZM157 120H159V121H157ZM77 121H78V123L79 124H75V122L77 123ZM156 121H157V125H158V127H156L157 125H156ZM155 122V123H154ZM228 122V123H227ZM44 123H46V124H44ZM43 124H44V127H45V125H47V122H43ZM228 124V125H227ZM241 124V125H240ZM244 124H245V126H244ZM77 125H79V126H77ZM139 125H140V127H139ZM144 125L146 126V127H144ZM243 125V126H242ZM43 126V125H42ZM73 126H75V127H80V128H77V132H76V128L75 127H73ZM142 126V127H141ZM83 127H84V129H83ZM134 127V128H135ZM137 127H139V128H137ZM244 127V128H243ZM88 128V127H87ZM97 128V127H96ZM96 128H92V129H90V130H93V133H95L97 130H94V129H96ZM72 129V131L70 132L69 130H71ZM74 129V130H73ZM99 131H100V129L99 128H97ZM136 129H133V130H136ZM158 129V130H157ZM136 130V131H137ZM148 130V131H147ZM186 130V131H185ZM244 130V131H243ZM95 131V132H94ZM99 131H97V133H99ZM214 131V132H213ZM240 131H242V132H240ZM59 132V133H60ZM68 132V133H67ZM70 132V133H69ZM151 132V133H150ZM155 133L154 135H153V133ZM4 134H2V135H4L6 138H8V136H7V132H3ZM149 133H150V135H149ZM241 133V134H240ZM9 135V134H8ZM72 135V136H71ZM78 137H77V136ZM153 135V136H152ZM74 136V137H73ZM77 138H76V137ZM234 136V137H233ZM59 137V138H58ZM70 137H71V139H70ZM73 137V138H72ZM153 137V139H151ZM181 137V138H180ZM225 139H224V138ZM66 138V139H65ZM80 138V139H81ZM64 139L66 140V141H64ZM150 139V140H149ZM181 139H182V141H181ZM138 142H137V141ZM141 140V141H140ZM150 141V142H149ZM240 141V142H239ZM242 142V143H241ZM138 143L140 144V145H138ZM151 143V144H150ZM61 144V145H60ZM258 144H259V142L256 144V146H258ZM43 144H40L38 147H39V150H41L40 152H42L43 150L45 151V149H43V148H45L44 147V145H43V147H40V146H42ZM61 147H60V146ZM149 145V146H148ZM60 147V148H57V147ZM137 147V148H136ZM142 147H144V148H142ZM148 147V148H147ZM148 151H147V150ZM155 149V150H154ZM257 150H258V148H256ZM56 150H57V154H55L56 153ZM58 151H59V153H60V155H59V153H58ZM128 151L130 152V153H128ZM154 151V152H153ZM37 152L39 153V151L37 150ZM51 152H52V154H51ZM147 153V154H146ZM153 153H154V155H153ZM54 154V155H53ZM52 155H53V157H52ZM56 155V156H55ZM59 155V156H58ZM132 155V157H130ZM147 155V156H146ZM153 155V156H152ZM174 155L176 156V155H178V152H177V150H175L174 151ZM128 156H129V158H128ZM150 156V158H148ZM48 157V158H47ZM51 157H52V159H54L55 158V160H52L51 159ZM58 157V158H57ZM134 157H136V158H134ZM57 158V159H56ZM133 158V159H132ZM251 158V157H250ZM46 159H48L47 161H46ZM131 159V160H130ZM137 161H136V160ZM139 159V160H138ZM50 160L53 162H50ZM57 160H59L58 162H57ZM134 162H133V161ZM143 160H145V161H143ZM48 161H49V163H48ZM56 161V162H55ZM136 161V162H135ZM138 161H141V163H139ZM251 161V160H250ZM250 161H249V164H248V167H249V165H250ZM47 162V164L45 165V163ZM59 162H60V164H61V166L62 167H60V165H59ZM132 162H133V164H132ZM138 162V163H137ZM143 162H145V163H143ZM80 162H78V164L76 165L75 164V166H78L79 167V165L81 164L82 166H83V164L84 163H80ZM135 163H137V164H135ZM18 164V163H17ZM139 164V165H138ZM142 164H144V166L142 165ZM19 165V164H18ZM88 165V164H87ZM133 165V166H132ZM144 167H142V166ZM74 166V167H75ZM139 166V167H138ZM141 166V167H140ZM78 167H75V168H73L72 170H74V169H76V168H78ZM135 167V168H134ZM61 168V169H60ZM82 168V167H81ZM138 168H141L142 170H140L139 171V169ZM91 170L90 172H88V170ZM89 169H87V171H85L86 172V175L88 174V177H89V180H87L88 179V177L87 176H83L84 174H83V171L81 172L80 171V167H79V174H77L76 172H78L77 171V169H76V171L74 170V175L72 174V171H71V174H70V176L71 175H73V176H75L74 178L77 180V178H79L78 180H77V182H75V181H73L72 179H71V181L72 182H74L75 183V186L73 187V186H71V187H73V188H71L72 190H78L79 191V193L81 192V195H82V192L85 194H83V197L84 196H87L86 194H87V190L86 189H88V188H86V186H87V184H90L89 182L91 181V179L90 178H93V175H94V171L92 170L93 169V166H92V169L91 168H89ZM130 169V170H129ZM132 169V170H131ZM138 170V171H137ZM131 171V173H129L128 174V172H130ZM135 171V172H134ZM54 172V173H53ZM91 173H93L92 175H91ZM133 173V174H132ZM134 173H137V175H140V176H138V178H137V175L136 174H134ZM58 174V175H59ZM75 174H77V176L75 175ZM91 176H90V175ZM53 175H55V177L53 176ZM79 175L81 176L82 175V177L84 178V180H85V178H87L86 180H85V182H84V180L82 181L81 180V178L79 177ZM144 176V177H146V178H144V177H142V176ZM73 176H71V177H73ZM116 176V177H115ZM52 177H54V178H52ZM114 177L115 178H117L116 180H118V183L117 182H115L116 184L114 185L113 184V182H114ZM38 178H40V180H42V178L41 177H38ZM73 178V179H74ZM82 178V179H83ZM143 179L144 181H145V184H144V181L143 180H139V179ZM35 179V180H34ZM39 181H37V180ZM55 179V180H54ZM124 179H126V180H124ZM54 182H53V181ZM113 180V181H112ZM115 180V181H116ZM139 180V181H138ZM89 181V182H88ZM111 181H112V183H111ZM120 181V182H119ZM141 181H143V182H141ZM81 182V185L80 186H78L79 184L78 183H80ZM123 182H125V183H123ZM140 184L141 183V185H136V184H138V183ZM41 183V184H40ZM43 183V184H42ZM86 184V186H82V185H85ZM105 183H107V182H105ZM112 186H111V185ZM144 184V186H142ZM148 184V185H147ZM46 185H48V186H46ZM72 185H74V184H72ZM77 185V186H76ZM114 185V186H113ZM145 185H146V187H147V190L145 189L146 187H145ZM89 186V185H88ZM125 186V187H124ZM136 186V187H135ZM137 186H139V187H137ZM76 187L78 188V189H76ZM81 187H84V188H81ZM114 187V188H113ZM116 187H118V186H116ZM140 187H142V188H140ZM143 187H145V188H143ZM43 188V189H42ZM75 188V189H74ZM136 188V189H135ZM150 188V189H149ZM83 189H84V191L86 192H84L83 191ZM142 189V192H143V189L144 190H146V191H144L143 192V194H142V192L140 191ZM89 190V189H88ZM134 190H136L137 192H135ZM148 190H149V192H148ZM42 191V192H43ZM140 191V193H141V195H139L140 193H138ZM43 192V194H45ZM108 192V193H107ZM112 192V191H111ZM110 192V193H111ZM136 193H138V196H144V200L146 199V197L145 196H147V199H148V203H147V200L146 201H144L143 199H141L140 200V198H142V197H138V199L137 200H140V201H138L137 203H138V205L141 207V204H142V206H144L143 207V209L145 208L146 209V212L149 210V208H150V210H151V212H150V210L148 211V213L147 214H149V213H151V215L148 217H146L145 218V216L147 215L145 212H143L144 210L142 209L140 212V214L138 215V217L139 216H141V214H143L144 213V216L142 215V217H140L141 219L143 218V220L141 221L140 219V221H137V223L136 224H140L139 226H138V228H136V225L134 226L135 228H134V231L132 230H130V227H131V225H130V223H129V221H130V219L132 218V216H133V214L131 215V214H129V211L130 212H132L134 209H132V208H130L129 206H132V205H130V203L132 202V199L134 198V196L135 195H137ZM45 194V195H46ZM104 194V195H103ZM52 195H54V197L52 196ZM6 196V195H5ZM128 196V197H127ZM50 197H51V199H50ZM100 197H101V199H100ZM148 197H150L151 199H149ZM6 197H4V199H5ZM53 198V199H52ZM86 199L88 198V197H85ZM135 198H137V197H135ZM134 198V199H135ZM154 198H157V199H154ZM84 198H82V200H83ZM86 199H84V200H86ZM133 199V201H135ZM152 199H154V200H152ZM83 200V201H84ZM88 200V199H87ZM105 200V199H104ZM152 200V201H151ZM27 201H28V199H27ZM26 201V202H27ZM31 201V199L27 202V204L29 203ZM89 202L91 203V201H90V199H89ZM89 202H87L88 204H89V208H91L90 209V211H89V208H88V210H86V215H88L89 216V214L90 215H92V217L91 216H87L88 218H90V219H88L87 217H86V215H85V217L86 218H84V216H83V221L84 222H86V224L87 223H89V220L91 221L92 219H93V217H95V216H97V215H99V211L100 212H102V210H100V209H103V205H101L100 206V208L98 207V210H97V205H95V204H91V206H90V203ZM142 202V203H141ZM147 203V205L149 204V206H147V205H144V203ZM118 203V202H117ZM193 203V202H192ZM192 203L190 204V206H193L192 205ZM27 204H25L26 206H27ZM85 204V205H84ZM84 204H83V206L85 207V206H87V204H86V201H84ZM102 204H104L103 202H102ZM131 204H134L135 205V203L134 202H132ZM92 205H94L93 207H92ZM133 205V206H134ZM29 206H31V202H30V204L27 206V208L29 207ZM96 206V207H95ZM132 206V207H133ZM161 206V207H160ZM5 207V205L4 206H2L1 208H4ZM95 207V208H94ZM139 207V209H141ZM148 207V208H147ZM0 208V211L2 210ZM94 208V209H93ZM134 208V207H133ZM25 209H26V207H25ZM85 209H86V207H85ZM95 210V213H97V215L95 214V215H93L92 214V212L91 211H93V210ZM148 209V210H147ZM51 210V208H47V206L41 211V212H39L40 213V215L38 216L37 214L35 215V217L37 216L38 217V222L37 223H35V225L33 224V223H30V224H32V226H31V229H29L30 228V224L28 223V222H26L25 221V223L23 222V224H25L24 226H26L25 228L23 227V225H22V230H21V226L19 227L20 228V230L18 231V232H20L19 234L17 233L16 234V236L17 235H21V232H22V235L21 236H24V235H26V233L27 232H30V234H27L26 236L27 237H29V236H31V232H33L32 234L37 238V237H39L40 236V234H42L41 232H45V230L47 229V228H50L49 226L51 225V223L54 221V215H53V213H52V210ZM121 210V211H120ZM132 210V211H131ZM115 211V212H116ZM90 212V213H89ZM94 212V211H93ZM121 212V213H120ZM134 212V211H133ZM38 213V214H39ZM89 213V214H88ZM154 213V212H153ZM101 214V213H100ZM146 214V215H145ZM118 216V218H117V220H115L116 221V223L118 224L119 222H121V224H119V225H117L115 222H114V218H116V216ZM130 215V216H129ZM33 216H34V214H33ZM137 217V218H138ZM34 218V217H33ZM92 218V219H91ZM129 218V219H128ZM72 219V223H70V224H68V221L69 220H71ZM74 218L72 217V218H70L68 221H67V223H66V227L69 225V227H67V229H69V230H66V228H65V231L66 232H68L67 233V235L69 234V233H71L76 227H77V224H75L76 222V220L74 221L73 220ZM126 219H128V220H126ZM50 222H49V221ZM86 220H88V221H86ZM128 221L127 222V224H128V226L130 225V227H128V226H126L127 224H126V222L125 221ZM124 221V222H123ZM44 222H45V224H44ZM69 222H71V221H69ZM139 222V223H138ZM141 222H142V224H141ZM144 222V223H143ZM74 223V226L72 225ZM115 223V224H114ZM122 223L125 225V227H126V231H128V230H130V232H128V235H130L129 237L128 236H126L127 235V232H125V228H124V225H122ZM22 224V223H21ZM27 224V225H26ZM48 224V225H47ZM29 225V226H28ZM72 227H71V226ZM122 225V226H121ZM47 226V227H46ZM105 226V227H106ZM117 226H119V228L117 227ZM123 227L124 228V231H123V229L121 228V227ZM144 226H146V225H144ZM27 227H28V229H27ZM73 227H74V229H73ZM117 227V228H116ZM128 227V228H127ZM141 227H143V226H141ZM71 228V229H70ZM115 228H116V232H119L120 233V235H121V237H123V238H121L120 237V235H119V233H117L116 234V232L114 233V235L112 234L113 233V231L115 230ZM132 228H133V226H132ZM131 228V229H132ZM25 229H27V230H25ZM42 229V230H41ZM44 229V230H43ZM112 229V230H111ZM122 231V233L123 234H121V231ZM30 230V231H29ZM71 230V231H70ZM108 230L110 231V233H109V235H108ZM48 230H46V232H47ZM64 231V232H65ZM88 232H86V233H83L84 234V236H83V234H82V236H83V238H82V236H81V238H82V240L84 239V241H82L83 242V244L85 243L86 244V242H88L86 245L88 246V244H89V241H91L92 240V237H91V239H90V237H86V234L87 235H91L90 234V231L89 230H87ZM189 232L188 233H186L185 235H184V237L185 236H187V235H189L190 236V229L188 230ZM24 232H26V233H24ZM125 232V233H124ZM134 232H136V233H133ZM40 233V234H39ZM132 234H133V236H132ZM136 234V235H135ZM138 234V235H137ZM65 233H63V236H64V245L66 246V247H69V249H67L64 245H63V243H60V244H58V245H60V247L58 246L57 248H55V249H57L58 250V248L60 249V250H56L55 252V255H58L59 253H61V254H59V255H62L63 254V256H65L64 254H66L65 252H67L68 254H66V256L65 257H63V256H59L60 258L62 257V258H64V261H63V259L61 258V261H63V264H66V262H67V264H70L71 263V260H73L72 259V257L74 258V256H75V261L76 260H78V258L76 257V256H78L80 253H79V251H81V249H79V247L81 248V247H83L84 248V246H85V244H84V246H81L82 245V242L80 241V242H78L79 244H80V246H79V244H74L75 245V247H74V245H68L67 244V242H66V236H67ZM112 235V236H111ZM115 235H116V237H115ZM119 235V236H118ZM126 236V238L124 237V236ZM18 237L19 238V240H20V242L23 240H25V238H26V236H24V238L23 237ZM33 236V237H34ZM42 236H43V234L38 238V239H36L35 237V242L37 243V245H42L43 246V244H46V242H47V240L45 241L44 239H46V237H45V235L43 236V238H42ZM91 236H93V235H91ZM117 236H118V238H117ZM139 236V237H140ZM16 237V239H17V241H19L18 240V238ZM32 237V236H31ZM66 237V238H65ZM68 237H69V235H68ZM110 237H112V238H110ZM120 237V238H119ZM134 237H135V239H134ZM23 238V239H22ZM40 238H42L43 239V241H42V239H40ZM80 238V239H81ZM125 238V239H124ZM131 238V239H130ZM137 238H138V241H137ZM140 238H142V237H140ZM187 238V240H189V237H186ZM22 239V240H21ZM28 239V238H27ZM121 239V242H119V240ZM124 239V241H122ZM34 240V239H33ZM87 240V241H86ZM132 240V241H131ZM186 240V241H187ZM23 241L20 243V242H17V244H14L15 246H17V247H15V246H11V249L13 250V252H10L11 250H10V248H9V250H8V252L7 253H9V254H11V253H13L12 255H7L6 253H5V255L7 256H5V255H3L4 254V252L2 253L1 251H0V254H2L3 255V257H1L2 255H0V259L2 258V259H4V258H6V259H4V261L6 260V261H8L9 263H10V256L12 257L16 252V255L15 256H17V257H12L13 259H12V263L13 264H15L16 262H14V258H16V260L15 261H17L18 260V262H17V264L19 263V264H21L22 263V261L23 260H21V263L19 262V260L21 259L20 257V255H17V254H21V252H19L20 251V249L22 248L21 247V245L20 244H22V246H24V244H26V241H24V244H23ZM125 241H126V245H124L125 244ZM127 241H131V243H129L128 244V242ZM43 242V243H42ZM118 244H117V243ZM141 242V241H140ZM188 243H186V244H184L187 248H184L185 246H183V248H181L183 251H181L180 250V255H178L177 254V261L175 260V263H177V262H179V259L180 260H182V259H186V257L185 258H182L183 257V255L185 254V251H186V249H188L187 251H186V256H188L187 255V253H189V251H190V243H189V241H187ZM20 243V244H19ZM36 243H35V246H36ZM122 244L121 245V247H124V248H122L123 250H122V252H120V253H122V254H120L119 255V251H118V248H120V244ZM124 243V244H123ZM133 243V244H132ZM135 243V244H134ZM20 246H19V245ZM61 244H62V246H61ZM131 244H132V246H131ZM249 244V245H248ZM250 244H252V241H251V243L248 241L247 242V249H248V252H247V254L243 257L244 259H243V262H244V264L246 263V264H249V263H251L252 262V260H253V256L251 255V253H250V247H251V245ZM68 245V246H67ZM77 245V246H76ZM99 245V246H100ZM119 247H118V246ZM124 245V246H123ZM72 246H73V248H75V249H73L72 248ZM116 246V247H115ZM130 248H129V247ZM15 247V248H14ZM36 247H38V246H36ZM66 248V250L67 251H64L65 250V248ZM71 247V248H70ZM86 247V246H85ZM134 248V250H131L132 248ZM14 248V249H13ZM18 248H20V249H18ZM83 248H82V250H83ZM114 248H116V249H114ZM127 248V249H126ZM16 249L17 250H19V251H16ZM73 249V250H72ZM76 249H78V252H77V250ZM106 250V252H104L105 250ZM107 249L109 250V251H107ZM115 251V256H112V255H114L112 252H114L113 250ZM71 250V252H69ZM76 250V251H75ZM112 250V252H110ZM120 250V249H119ZM127 250V251H126ZM131 250V251H130ZM19 252V253H18ZM72 252H74V253H72ZM77 252V253H76ZM110 254H109V253ZM125 252V253H124ZM126 252H129V254H130V256H129V254L128 253H126ZM131 252V253H130ZM133 252V253H132ZM58 253V254H57ZM72 253V254H71ZM107 253H108V255H110V259H109V257H106V256H108L107 255ZM124 253V254H123ZM24 256H27V254H26V252H23L22 253ZM69 254H70V258H67V255H68V257H69ZM74 254H76V255H74ZM78 254V255H77ZM126 254V255H125ZM128 254V255H127ZM74 255V256H73ZM119 255V256H118ZM131 255H133L132 257H131ZM184 255V256H185ZM249 255V256H248ZM251 255V256H250ZM19 256V257H18ZM58 256H56V258L58 259ZM111 256H112V258L114 257V259H111ZM127 258H126V257ZM28 257V256H27ZM27 257H23L22 256V258L26 261V259H28ZM119 257V258H118ZM251 257V258H250ZM9 258V259H8ZM59 258V259H60ZM77 258V259H76ZM118 258V259H117ZM138 258V259H137ZM246 258V259H245ZM0 260V261H3V260ZM59 259H58V261H56V264H61L62 262L60 261L59 262ZM70 259V260H69ZM67 260V261H66ZM116 260V261H115ZM25 261H23V264H24V262ZM70 261V262H69ZM75 261H73L72 263H74ZM183 261V260H182ZM246 261V262H245ZM248 261H249V263H248ZM251 261V262H250ZM7 262V264H9ZM28 262L29 261H27V264H28ZM69 262V263H68ZM2 263V262H1ZM26 263V262H25ZM71 263V264H72ZM78 263H79V261H78ZM225 263L227 264L228 263V260L226 259L225 260ZM11 264V263H10ZM29 264H30V262H29ZM74 264H77V261L74 263ZM137 264H139V262L137 263Z\"/></svg>",
  "mask_w": 264,
  "mask_h": 264
}]
</instances>
